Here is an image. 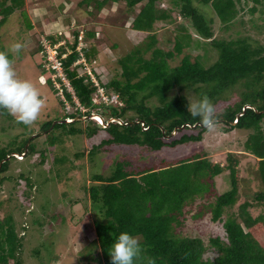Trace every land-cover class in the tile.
Wrapping results in <instances>:
<instances>
[{"label": "trees", "instance_id": "1", "mask_svg": "<svg viewBox=\"0 0 264 264\" xmlns=\"http://www.w3.org/2000/svg\"><path fill=\"white\" fill-rule=\"evenodd\" d=\"M161 1H78V6L83 8L80 11L84 10L94 21L103 7L122 2L124 7L118 5L121 7L119 10L125 13V18L132 17L128 27L147 33V39L119 57V77L104 83L99 80L93 67L98 53L96 28L88 24L83 29L81 23L72 28V42L69 44L67 39V45L58 48V57L66 53L61 63L71 86V91L62 86L64 100L60 96L62 100L59 97V105L63 108L64 102L73 106L77 102L78 107L74 113L63 114L56 119L70 118L73 121L55 122L52 125L53 120H48L41 126L47 134V145L59 144L63 137L81 134L92 137L102 132L106 136L92 147L91 154L105 145L137 146L142 150L158 151L164 147L200 141L207 124L218 119L231 129L247 131L244 147L247 153L257 159L254 177L260 185L253 199L264 205V45L248 37L230 40L214 37L212 19L195 3L210 5L220 22L228 26L243 8L238 5L248 0H168L169 6L165 8L160 7ZM46 8L51 11L45 16L48 21L46 25H49L55 22L64 5L61 2L55 6L47 4ZM24 9L25 0H0V26L17 11L23 14L26 28L33 30L35 27ZM249 11H256L255 6ZM63 15L65 24L70 25V15ZM177 15L189 22L197 39H204L217 51L213 63L205 66L197 58L191 59L190 54H185L179 64L169 65L168 59L190 45L191 33L182 20L177 22L174 29L179 32L174 36L173 49L164 52L155 46L154 23L163 21L173 24ZM38 25L43 31L40 23ZM80 35L85 62L95 73L100 85L116 94L121 103L94 101L97 86L86 71L80 74L78 69L83 67L82 64H74L80 57L76 50ZM45 37L53 45L63 35L46 34ZM41 49L38 39L34 50L39 53ZM148 51L150 56L145 57L144 53ZM11 62V54L0 51V113L3 115H8L9 75L6 67ZM39 66L42 67V63ZM41 72L47 73L44 69ZM46 82L53 87L49 77ZM237 88L240 89L238 98L223 106L220 112H215V104ZM191 91L198 98L196 108L191 107L187 97ZM245 105L249 107L243 111ZM92 113L98 114L103 124L111 118L121 122L111 121L102 127L94 119H88ZM79 117L87 119L74 120ZM83 122H86L85 126ZM51 126L52 129L48 130ZM173 131L178 135L173 134ZM28 137L19 143L15 151L9 145L0 146V162L5 159L0 165V184L9 178L4 173L10 161L6 157H14L12 151L18 154H22L24 149L27 153L36 151L30 143L25 147ZM82 155L83 151L75 153L77 157ZM56 161L61 163L64 170L69 167L70 161L63 156L56 157ZM126 165L127 161L116 160L107 175L96 173L91 176L94 183L87 191L100 218L94 221L96 238L82 248L84 255L88 251L86 246H92L93 251H98L92 259L102 264H264V246L255 235L264 227V213L253 216L249 211L253 205L248 201L239 204L236 211L232 210L239 196L236 154L229 152L225 164L213 162L206 156L194 155L174 164L159 168L145 167L139 171L127 170ZM224 170L228 171L230 188L216 194L213 178ZM27 184L32 188L29 181ZM211 197L213 200L204 205V209L210 211L211 221H221L225 239L210 237L206 246L200 237L179 235L176 230L185 221L186 207L196 198ZM204 209L193 216L202 217L206 212ZM0 210V264H9L10 260L21 264L20 238L25 233L18 236L14 217L3 208L1 200ZM209 249L215 251L216 255L211 259L204 258L203 255Z\"/></svg>", "mask_w": 264, "mask_h": 264}, {"label": "rangeland", "instance_id": "2", "mask_svg": "<svg viewBox=\"0 0 264 264\" xmlns=\"http://www.w3.org/2000/svg\"><path fill=\"white\" fill-rule=\"evenodd\" d=\"M78 1L25 0L24 11L35 28L33 30L26 28L23 14L17 11L9 15L0 26V51L12 56V62L6 67L9 75L8 115L0 113V146L9 145L15 151L19 143L29 136L25 147L30 143L36 149L34 153H27L26 149L22 154L14 153V157L9 158V167L4 173L9 178L0 184L3 208L13 215L18 236L21 237L20 235L25 233L20 238L21 264H102L92 259L98 254V251L97 253L93 251L92 246H86L88 251L85 255L82 249L96 238L94 221L100 218V214L93 208L87 188L94 183L92 175L96 173L107 175L116 160L127 161L128 165L125 166L127 170L139 171L145 167L159 168L165 164H174L194 155L206 156L213 162L225 164L227 154L232 152L238 158L239 179V196L232 210L236 211L239 204L248 201L253 205L249 207L253 216L264 213V205L256 203L253 199L260 185L254 177L257 159L247 153L244 147L247 131L231 129L224 121L218 119H213L207 124L200 141L164 147L158 151L142 150L137 146L105 145L91 154L92 147L106 136L102 132L92 137L85 134L63 137L59 144L47 145V134L41 126L48 120H53V124L63 114L74 113L78 104L73 106L69 102H64L62 108L59 105L58 90L47 83L40 84L38 77L42 74V67L39 65L43 61L40 54L34 50L38 39L46 34L57 36L60 33L63 38L57 42H66L68 39L67 42L70 44L74 37L72 28L75 25L81 23L83 29L88 24L95 27L98 32V35H95L98 38V53L93 67L99 80L104 83L111 78L119 77L121 73L119 57L147 39V33L137 32L128 27L132 17L126 19L125 13L119 10L124 7L122 2L103 7L94 21L84 13V10L80 11ZM60 2L64 5L61 13L57 15L55 22L46 25L48 21L45 16L51 13L46 5L55 6ZM195 3L212 19L214 37L222 40L248 37L264 45V0L260 3L251 0L242 2L238 6L243 8L228 26L220 22L210 5H202L197 1ZM159 5L165 8L169 6V2L162 0ZM252 6L256 8L253 13L249 11ZM63 14L70 15V25L63 21ZM181 20L182 18L177 15L173 24H166L163 21L154 23L156 47L164 52L173 49L174 36L179 32L174 28L177 22L183 21ZM183 22L192 36L190 45L184 47L180 54L168 59L169 65L179 64L185 54H190L191 59L197 58L205 66L213 63L217 58V51L204 39H197L198 36L189 22ZM38 23L44 28L43 31ZM144 56H150V51L144 53ZM43 77L46 78L47 74ZM239 90L237 88L233 92L229 91L225 99L219 100L215 104V112H220L223 106L236 100ZM106 92L109 95L113 94L112 91ZM187 97L191 107L196 108L197 95L191 91ZM86 119L81 117L83 121ZM88 119L94 118L90 116ZM234 122L235 120L232 124ZM85 123L83 122V126ZM51 129L52 126L48 130ZM78 151H83V155L75 156ZM61 156L70 161L67 170L56 161V157ZM27 181L32 184V188L28 186ZM213 181L216 194L230 188L227 170L216 175ZM212 200L213 197L196 198L188 205L185 221L177 228V233L182 236L200 237L206 246L210 237L219 236L224 240L225 231L221 221H211L210 211L204 209V205ZM200 209L206 211L204 215L194 217V213ZM1 212L2 210L0 215ZM255 235L264 246V227ZM215 255L216 252L209 249L203 257L211 259ZM13 262L10 260L9 264H15Z\"/></svg>", "mask_w": 264, "mask_h": 264}, {"label": "built area", "instance_id": "3", "mask_svg": "<svg viewBox=\"0 0 264 264\" xmlns=\"http://www.w3.org/2000/svg\"><path fill=\"white\" fill-rule=\"evenodd\" d=\"M81 36L82 35L79 36V43L76 47V50L79 51V53H80V57L74 64H82L83 67H80V69H78V70H81L80 74L83 73L84 71H86L90 75L91 80L97 86V92L93 98L94 101L97 103H105V104H107L109 102L121 103L120 101H118V97L116 94H111L109 96L106 93L105 88L102 85H100L96 75L92 72L90 66L85 62L84 55L81 52V48H82V41H81L82 37ZM39 41L42 45V49L39 52L40 56L43 59L42 69L46 70L48 77L50 78V81L52 82L53 87L58 89L59 95L64 100V97L62 94V86L63 85L66 86V88L68 90H71V86L67 80V77L65 75V72H64V69H63L62 63H61L62 58L65 57L66 53H63L60 57H58V48L60 46L64 45L66 42L59 41V42L51 45L45 36H42ZM46 80H47V77L46 78H44L43 76L39 77V81L42 84L46 83Z\"/></svg>", "mask_w": 264, "mask_h": 264}, {"label": "water", "instance_id": "4", "mask_svg": "<svg viewBox=\"0 0 264 264\" xmlns=\"http://www.w3.org/2000/svg\"><path fill=\"white\" fill-rule=\"evenodd\" d=\"M247 107H249V105H245L244 106V108H243V111L245 110V108H247ZM242 111V112H243ZM240 115V114H239ZM90 116H92V118H94L95 120H97V121H99L98 122V125L99 126H106L109 122H111V121H117V122H121L119 119H114V118H111V119H109L105 124H103V119L98 115V114H95V113H92ZM89 116V117H90ZM98 117V119H96V117ZM77 119H81V117H79V118H74V120H77ZM71 121H73V119H71V120H67V119H59V120H55V122H71ZM55 122H53V124H55ZM52 124V125H53ZM142 124H143V122H142ZM195 126V124L194 125H192V127H194ZM183 127V126H182ZM173 132H175V131H173ZM172 132V133H173ZM14 154V153H13ZM10 156L8 155L7 157H6V159H8ZM4 160L5 159H3V160H1V162H0V165L4 162Z\"/></svg>", "mask_w": 264, "mask_h": 264}, {"label": "clouds", "instance_id": "5", "mask_svg": "<svg viewBox=\"0 0 264 264\" xmlns=\"http://www.w3.org/2000/svg\"><path fill=\"white\" fill-rule=\"evenodd\" d=\"M44 74H47V73H43V72H42V74H41L40 76H44ZM40 76H39V77H40ZM39 77H38V79H39ZM47 77H48V74H47ZM39 82H40V81H39ZM46 83H47V82H46ZM99 83H100V82H99ZM40 84H42V83H40ZM105 90H106V89H105ZM70 91H71V90H70ZM96 121H97V120H96ZM98 122H99V121H97V124H98ZM11 155L13 156V153H12ZM8 159H9V158H8Z\"/></svg>", "mask_w": 264, "mask_h": 264}, {"label": "bare ground", "instance_id": "6", "mask_svg": "<svg viewBox=\"0 0 264 264\" xmlns=\"http://www.w3.org/2000/svg\"><path fill=\"white\" fill-rule=\"evenodd\" d=\"M96 119H98V117Z\"/></svg>", "mask_w": 264, "mask_h": 264}]
</instances>
